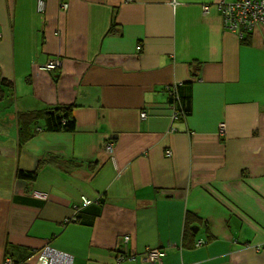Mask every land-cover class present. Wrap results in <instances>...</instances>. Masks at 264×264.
Listing matches in <instances>:
<instances>
[{"label": "crops", "instance_id": "obj_1", "mask_svg": "<svg viewBox=\"0 0 264 264\" xmlns=\"http://www.w3.org/2000/svg\"><path fill=\"white\" fill-rule=\"evenodd\" d=\"M223 1L0 0V264L47 245L73 264H264V23L227 28ZM187 85L175 119L167 90ZM62 105L74 132L19 140L20 113Z\"/></svg>", "mask_w": 264, "mask_h": 264}, {"label": "built area", "instance_id": "obj_2", "mask_svg": "<svg viewBox=\"0 0 264 264\" xmlns=\"http://www.w3.org/2000/svg\"><path fill=\"white\" fill-rule=\"evenodd\" d=\"M40 11H43L44 3L40 0ZM64 9H67V5H63ZM207 10L208 7H205ZM219 11L223 15L225 26L231 30H239L241 33L244 31L251 30L257 23H264V0H232L231 3H225L224 1L218 5ZM242 36V34H241ZM140 49V47L138 48ZM59 62L52 61L47 69L53 70L59 67ZM170 88H168L169 90ZM146 114L142 113L141 117L146 118ZM178 118V114L175 112V119ZM220 130L224 133L225 125H220ZM107 152H112L111 145H108L106 148ZM167 155H171V152H168ZM93 200L83 196L81 197V202L85 205H88ZM71 218V217H70ZM67 218L65 223H70L71 219ZM73 218V217H72ZM129 236L122 238L121 242L118 245L117 250L119 251L117 262L122 261H135V255L126 256L124 255V243H128ZM203 242H199L198 246ZM165 251L155 248L148 249L145 252V257L142 260L143 264H155L161 262L165 256ZM3 264H73V258L64 252L58 251L50 246H45L40 249L38 252L34 253L27 261L16 262L11 257L6 256L3 260Z\"/></svg>", "mask_w": 264, "mask_h": 264}, {"label": "trees", "instance_id": "obj_3", "mask_svg": "<svg viewBox=\"0 0 264 264\" xmlns=\"http://www.w3.org/2000/svg\"><path fill=\"white\" fill-rule=\"evenodd\" d=\"M191 85V83H189ZM10 86L5 80H0V96L4 93L2 86ZM184 86V85H181ZM181 86H178L176 89L172 90L171 88L167 90L170 92L169 101L176 114H178V118H185L192 111V101L190 95V86L187 85V89L182 94ZM72 106H57L51 107L43 110L29 111L25 113H20L18 115V124H19V140L25 142L31 139L39 132H67L72 133L76 129L75 120L72 115ZM177 118V119H178ZM21 178H27L29 181L36 180L37 171L34 173H20ZM97 202V201H96ZM95 201H92L90 204L85 205L81 201L78 206L75 208L74 216L70 219L73 223L79 222L80 213L91 206ZM188 222L186 223L185 234L184 237L192 235L190 228L188 226ZM204 243V242H203ZM202 243V244H203ZM201 244V245H202ZM198 246V243H197Z\"/></svg>", "mask_w": 264, "mask_h": 264}, {"label": "rangeland", "instance_id": "obj_4", "mask_svg": "<svg viewBox=\"0 0 264 264\" xmlns=\"http://www.w3.org/2000/svg\"><path fill=\"white\" fill-rule=\"evenodd\" d=\"M54 70V69H53Z\"/></svg>", "mask_w": 264, "mask_h": 264}]
</instances>
